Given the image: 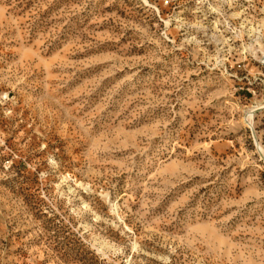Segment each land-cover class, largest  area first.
<instances>
[{
	"label": "rangeland",
	"instance_id": "obj_1",
	"mask_svg": "<svg viewBox=\"0 0 264 264\" xmlns=\"http://www.w3.org/2000/svg\"><path fill=\"white\" fill-rule=\"evenodd\" d=\"M0 264H264V0H0Z\"/></svg>",
	"mask_w": 264,
	"mask_h": 264
}]
</instances>
